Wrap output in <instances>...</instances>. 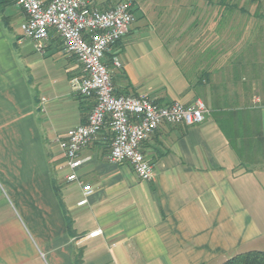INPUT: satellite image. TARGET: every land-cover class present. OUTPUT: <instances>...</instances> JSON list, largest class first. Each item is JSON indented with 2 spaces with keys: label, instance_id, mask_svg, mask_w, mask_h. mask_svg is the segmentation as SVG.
Masks as SVG:
<instances>
[{
  "label": "crops",
  "instance_id": "0c3cea01",
  "mask_svg": "<svg viewBox=\"0 0 264 264\" xmlns=\"http://www.w3.org/2000/svg\"><path fill=\"white\" fill-rule=\"evenodd\" d=\"M133 1L136 21L105 55L116 93L162 104L201 99L209 113L195 125L163 124L143 143L151 181L109 160L111 134L103 129L80 154L77 173L93 193L79 205L82 186L59 169L57 138L84 124L95 101L73 90L82 67L60 36L52 31L39 52L23 38L24 12L9 6V25L0 16V264H76L79 251L82 264H221L264 250L258 10L180 0L173 17L188 22L185 44L166 39L171 4ZM118 2L91 0L100 10ZM231 111L251 117L249 165L217 122L216 114Z\"/></svg>",
  "mask_w": 264,
  "mask_h": 264
},
{
  "label": "built area",
  "instance_id": "2783aa9c",
  "mask_svg": "<svg viewBox=\"0 0 264 264\" xmlns=\"http://www.w3.org/2000/svg\"><path fill=\"white\" fill-rule=\"evenodd\" d=\"M16 3L26 16L23 38L34 41L37 50L44 52L51 32H56L63 40L65 52L75 56L82 67L81 74L71 80L73 90L95 101L84 124L57 138L64 154L59 169L67 171L66 181L82 186L78 204H87L93 193L92 186L85 184L77 173L82 164L81 151L105 128L111 134L109 160L128 163L139 179L151 181L154 167L142 151L143 143L163 124L190 126L203 122L209 109L201 99L191 105L162 104L143 93H116L105 55L136 21L132 0H120L108 10L96 8L91 0H16ZM113 65L121 67V62L115 59Z\"/></svg>",
  "mask_w": 264,
  "mask_h": 264
},
{
  "label": "trees",
  "instance_id": "16d2710c",
  "mask_svg": "<svg viewBox=\"0 0 264 264\" xmlns=\"http://www.w3.org/2000/svg\"><path fill=\"white\" fill-rule=\"evenodd\" d=\"M238 0H218V4L234 7ZM133 4L134 1L132 0ZM212 2V1H211ZM16 3V0H0V16L5 24L9 25L10 17L6 9ZM246 111H231L216 114L217 122L226 135L229 144L239 156L242 165L252 162L246 159V153L250 152L251 143V117ZM60 197V196H59ZM69 230L72 232V221L68 218ZM76 264H82L81 252L75 257ZM221 264H264V250H249L230 256Z\"/></svg>",
  "mask_w": 264,
  "mask_h": 264
},
{
  "label": "rangeland",
  "instance_id": "374dc122",
  "mask_svg": "<svg viewBox=\"0 0 264 264\" xmlns=\"http://www.w3.org/2000/svg\"><path fill=\"white\" fill-rule=\"evenodd\" d=\"M120 1V0H119ZM180 0H135V2L140 5L142 3H145L146 5L149 3H159L160 8H165L166 4L168 6L171 4L172 8L167 13V21H166V26L168 27L167 31L168 33L166 35V39L169 41L172 40H178L179 42H184L186 44L188 40V22L187 21H176L175 18L173 17L179 9L177 8L178 2ZM212 1V2H211ZM254 1V2H252ZM238 0L237 4L243 8V9H257L259 12V19L258 22L260 25L264 26V0ZM185 3H187V0H184ZM211 7L214 8H219L218 0H210ZM181 12H184L183 9ZM186 12V10H185ZM260 36H264V27L261 30V33H259Z\"/></svg>",
  "mask_w": 264,
  "mask_h": 264
}]
</instances>
